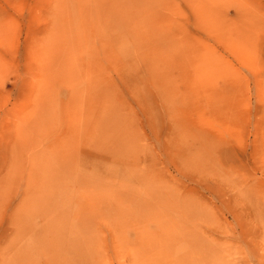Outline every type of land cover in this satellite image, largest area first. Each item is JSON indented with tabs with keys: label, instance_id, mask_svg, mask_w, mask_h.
Here are the masks:
<instances>
[{
	"label": "rangeland",
	"instance_id": "obj_1",
	"mask_svg": "<svg viewBox=\"0 0 264 264\" xmlns=\"http://www.w3.org/2000/svg\"><path fill=\"white\" fill-rule=\"evenodd\" d=\"M0 264H264V0H0Z\"/></svg>",
	"mask_w": 264,
	"mask_h": 264
},
{
	"label": "bare ground",
	"instance_id": "obj_2",
	"mask_svg": "<svg viewBox=\"0 0 264 264\" xmlns=\"http://www.w3.org/2000/svg\"><path fill=\"white\" fill-rule=\"evenodd\" d=\"M66 1L70 3L73 0H66ZM78 1H80V0H78ZM70 12H72V11L70 10ZM73 18H75V17H73ZM110 27H111L112 31H114L118 36L122 37V35H119L120 34V23H114ZM118 40H121V39H118ZM105 113L106 112L103 110L102 114H101V118H103L105 116ZM89 119H90V116H88L87 118L84 119L85 125L90 124ZM94 126H95V124H94ZM93 127L91 124L90 129H89V133L87 134V136L89 135V139H91V137L94 138V136L91 133ZM114 139H116V138L114 137ZM116 140H118V139H116ZM125 147L128 148L127 146H125ZM49 160L56 162V160L54 158H48V159L40 162L39 164H36L38 173L40 171V175H41L40 180L44 181V183L41 186L42 191L44 193H42V192L39 193V195H42L41 200L43 201L44 198L46 197V198H48L47 199V201H48L49 198H51V203L48 206L49 209L47 210L48 212L46 211V215L43 216L44 221H46V222L48 221V219H50L48 224H75V220L83 221V220L87 219V217L82 218V216L87 215L91 211H98L99 210L98 208H101L102 206H105V205H107L109 212L111 211L113 206L115 208H118V209L121 208V210L123 211L124 202H125L124 199L133 200V196L127 197V195H125L126 197H123V195L119 192L121 185H119V187H118L116 185V183H114L111 180V178L109 176L103 175L104 172L107 171V168L106 169L96 168L97 171L89 170V172L92 174L93 177L99 176L100 179L99 180L87 179L89 182V186L91 188V190L88 192V194H90V196L92 197V199H91V211L86 210V209L84 210L83 207L86 204L87 198L84 199L82 196V193L79 194L78 192L74 191L73 188L72 189L67 188V186H68L67 184L59 185V184L52 183L53 187H49L50 189L48 188L46 181L54 180V177L56 176L54 173H51L47 176L48 164H50L48 162ZM79 168H82V167L78 166V164H77V169H79ZM56 170H57V174H60L58 164L56 166ZM75 174L72 177H68V179L72 180L73 178H80L79 174H77V175H75ZM157 188H158L157 189L158 191L162 190V186H160V185L157 186ZM93 194H95V195H93ZM163 204H165V203H163ZM54 206H58L57 207L58 209H54L55 208ZM132 207H133V205H131V208ZM59 209H61L62 214H60V216H57L56 212ZM127 209H126V211H127ZM25 212H26V216H27V210ZM39 212H41L40 208L35 205L34 207H32L30 213L28 214V218L25 216V219L28 220V219H30V217H32V219L35 220L39 216V214H40ZM115 213H118V212H115ZM146 217H147L148 221H149V219L154 218L152 216L148 217L147 214H146ZM57 218H59V219H57ZM57 220H59V221H57ZM143 220H144V222H141V224H148L147 220H145V219H143ZM56 221H57V223H56ZM117 222H118L117 216L112 221H109V223H111V224H117ZM157 222L159 224V221H157ZM146 256L151 258L153 255L147 254Z\"/></svg>",
	"mask_w": 264,
	"mask_h": 264
}]
</instances>
